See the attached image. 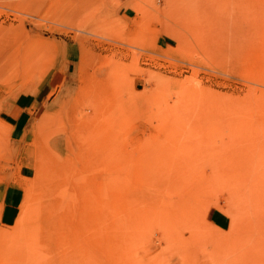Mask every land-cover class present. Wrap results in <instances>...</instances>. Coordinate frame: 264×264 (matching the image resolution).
<instances>
[{
  "label": "rangeland",
  "instance_id": "rangeland-1",
  "mask_svg": "<svg viewBox=\"0 0 264 264\" xmlns=\"http://www.w3.org/2000/svg\"><path fill=\"white\" fill-rule=\"evenodd\" d=\"M5 184L0 264H264V0H0Z\"/></svg>",
  "mask_w": 264,
  "mask_h": 264
},
{
  "label": "crops",
  "instance_id": "crops-1",
  "mask_svg": "<svg viewBox=\"0 0 264 264\" xmlns=\"http://www.w3.org/2000/svg\"><path fill=\"white\" fill-rule=\"evenodd\" d=\"M14 121L13 132L19 133L23 128V114L10 118ZM25 176V175H24ZM25 193L23 188L13 184L0 185V203L5 210V214L14 212L22 204Z\"/></svg>",
  "mask_w": 264,
  "mask_h": 264
},
{
  "label": "bare ground",
  "instance_id": "bare-ground-1",
  "mask_svg": "<svg viewBox=\"0 0 264 264\" xmlns=\"http://www.w3.org/2000/svg\"><path fill=\"white\" fill-rule=\"evenodd\" d=\"M37 211H35L34 213L32 212V215L31 216H29V217H34V215H35V217H37L38 216V211H40L39 209H36ZM35 221H37V220H35ZM31 231V230H30ZM39 231V230H38ZM38 236H39V234L37 235V238H38Z\"/></svg>",
  "mask_w": 264,
  "mask_h": 264
}]
</instances>
